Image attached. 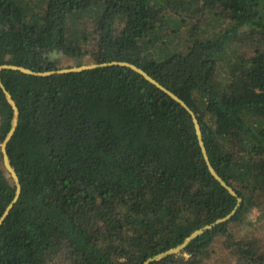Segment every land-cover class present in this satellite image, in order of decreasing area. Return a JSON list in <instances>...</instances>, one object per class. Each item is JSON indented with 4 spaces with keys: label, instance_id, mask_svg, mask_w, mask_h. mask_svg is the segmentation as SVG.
<instances>
[{
    "label": "trees",
    "instance_id": "trees-1",
    "mask_svg": "<svg viewBox=\"0 0 264 264\" xmlns=\"http://www.w3.org/2000/svg\"><path fill=\"white\" fill-rule=\"evenodd\" d=\"M261 44L264 0H0V67L136 66L195 114L236 193L209 172L190 112L130 67L3 69L21 191L0 226V264H145L237 198L227 222L150 264H264ZM12 122L0 86V218L15 195L1 152Z\"/></svg>",
    "mask_w": 264,
    "mask_h": 264
},
{
    "label": "water",
    "instance_id": "water-1",
    "mask_svg": "<svg viewBox=\"0 0 264 264\" xmlns=\"http://www.w3.org/2000/svg\"><path fill=\"white\" fill-rule=\"evenodd\" d=\"M109 65L130 67L134 71H136L139 74H141L147 81H149L150 83H152L153 85L158 87L160 90H162L166 94H168L176 102L180 103L182 106H184L190 112V114L192 116V121H193V124H194V128H195V133H196V136H197V139H198V143H199V146L201 148V152L203 154V157H204V160H205V162L207 164L209 172L232 196L236 197V193L232 190V188L227 186V184L218 176V174L215 172V170L210 165V162H209V159H208V156L206 154L205 147H204V143L202 141L200 127H199V124H198V121L196 119L195 114L186 106V104L181 99H179L176 95H174L173 93H171L170 91H168L167 89L162 87L154 79H152L149 75H147L145 72H143L141 69L137 68L136 66H134L132 64H129V63H126V62H112V63H103V64L81 65V66H76V67H71V68H62V69L55 70V71L33 72V71H31L29 69H26V68H23V67L12 66V65H3V66L0 67V72L3 69H11V70L19 71V72H22V73L28 74V75L50 76V75H57V74H66V73H70V72H82V71L91 70V69L98 68V67H105V66H109ZM0 86L3 89L5 97H6L7 101H8V103L10 104V106L12 108V111H13L12 126H11L10 130L8 131L6 137L4 138L3 142L1 143V152H2V159H3L4 167L8 171V173L10 174V176H11V178L13 180V183L15 185V195H14L12 201L7 206V208L5 209L4 213L2 214V216L0 218V226H1V224L4 221V219L6 218L7 214L9 213V211L12 208V206L16 202V200H17V198H18V196L20 194L21 187H20V182H19V179L17 177V174L14 171V169L11 167L8 155L6 153V145H7V143L9 142L10 138L12 137V135L14 134V132L16 130V126H17V122H18V116H19V111H18V108H17L15 102L13 101L11 95L4 89V87L2 86L1 83H0ZM239 203H240V199L237 198V205L231 211L230 214H228L224 218L216 220L214 223H212L210 225H207V226H205V227H203V228H201L199 230L194 231L190 236H188L184 240V242L181 245H179V246H177L175 248H171V249H169V250H167L165 252H162V253L154 256L153 258H150L148 261L145 262V264H150L151 262H153L155 260L162 259V258H165L167 256L175 255V254L180 253L192 239H194L196 236H198L201 233H203L205 230L211 229L212 227H214L217 224H221V223L227 222L233 216V214L235 213Z\"/></svg>",
    "mask_w": 264,
    "mask_h": 264
},
{
    "label": "rangeland",
    "instance_id": "rangeland-1",
    "mask_svg": "<svg viewBox=\"0 0 264 264\" xmlns=\"http://www.w3.org/2000/svg\"><path fill=\"white\" fill-rule=\"evenodd\" d=\"M86 20L87 21H90V19H87V17H86ZM89 30V29H88ZM254 45V44H253ZM256 45V44H255ZM254 45V46H255ZM264 45L263 44H261V47H263ZM254 49V47L252 48V50ZM250 50L251 49H248L247 48V52H250ZM51 59H53V60H58V61H60L61 62V65H63L64 67L65 66H71V65H73V63H70V62H68V60L67 59H65V58H63L61 55H58V54H56V55H51ZM258 215V214H257ZM245 228H242V229H237V232H239V231H241V232H239L240 234H242V233H244L245 232ZM234 233V232H233ZM262 234L264 235V229H263V231H262Z\"/></svg>",
    "mask_w": 264,
    "mask_h": 264
}]
</instances>
